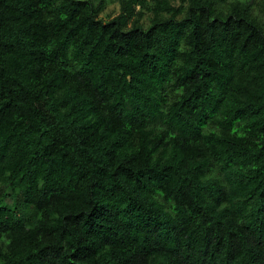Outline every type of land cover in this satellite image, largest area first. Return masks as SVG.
<instances>
[{
	"label": "trees",
	"instance_id": "1",
	"mask_svg": "<svg viewBox=\"0 0 264 264\" xmlns=\"http://www.w3.org/2000/svg\"><path fill=\"white\" fill-rule=\"evenodd\" d=\"M0 264H264V0H0Z\"/></svg>",
	"mask_w": 264,
	"mask_h": 264
},
{
	"label": "rangeland",
	"instance_id": "2",
	"mask_svg": "<svg viewBox=\"0 0 264 264\" xmlns=\"http://www.w3.org/2000/svg\"><path fill=\"white\" fill-rule=\"evenodd\" d=\"M262 0H255L256 6H259L261 4ZM174 5L179 6V2H174ZM120 13V4L118 2H114L111 4L105 12L101 14V19L107 21L115 16H117ZM148 16V15H147ZM8 202L12 203V199H9Z\"/></svg>",
	"mask_w": 264,
	"mask_h": 264
}]
</instances>
